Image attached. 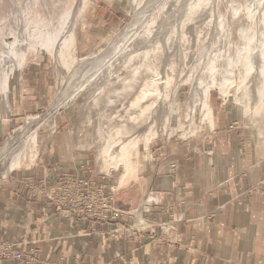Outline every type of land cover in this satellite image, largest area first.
Segmentation results:
<instances>
[{"label":"crops","instance_id":"1","mask_svg":"<svg viewBox=\"0 0 264 264\" xmlns=\"http://www.w3.org/2000/svg\"><path fill=\"white\" fill-rule=\"evenodd\" d=\"M109 17L108 11L95 12L98 24ZM33 64L30 71L24 70L31 83L40 68ZM43 97L34 89L31 94L24 92L18 99L19 111L9 118L13 123L7 126L0 120V136L7 135L26 112L41 109ZM208 103L213 122L200 149L153 148L156 162L146 158L137 176L142 186L136 185L133 194L127 193L128 187L117 194L116 221H91L44 196L52 184L47 165L58 162L73 172L78 161H58L54 156L0 179V243H7L13 252L1 257L0 264L28 260L29 264H217L218 260L253 264L257 254L252 246L260 235L252 222L264 219V165L254 168L247 159L246 133L231 121L226 102L209 95ZM86 133L92 138L84 143H100L93 131ZM50 142H45L49 151ZM161 149L165 152L153 157ZM23 175L28 176V185L19 180ZM98 177L111 183L110 178ZM144 191L150 201L143 202ZM137 210L142 215L139 222L130 213ZM126 224L132 228L124 231ZM30 249H38L36 260Z\"/></svg>","mask_w":264,"mask_h":264},{"label":"bare ground","instance_id":"2","mask_svg":"<svg viewBox=\"0 0 264 264\" xmlns=\"http://www.w3.org/2000/svg\"><path fill=\"white\" fill-rule=\"evenodd\" d=\"M118 1L131 14V18L114 33L105 48L83 57H73L70 43H73L78 11L72 0H0V96H7L6 76L12 68L18 67L22 61V53L28 45H41L51 51L56 64L54 66L63 74L47 111L41 115L26 117L24 123L8 132L0 143V174L5 176L20 160L33 156L38 126L44 124L52 132L54 112L59 106L75 102L77 93L91 94L101 85H107L106 81L121 67H126L124 70L127 71H124L125 75L122 72L116 77L119 83H134L133 80L141 72V66H144L139 59L145 52H151L158 47L164 52L159 60L162 71L168 63L178 65L177 68L174 67L176 80L172 83L170 92L174 99H167V107L163 108L166 80L160 81L159 88L147 87L139 91V98L150 94L151 102H157L156 105L153 104L156 107L151 111L148 109L145 127L149 123L154 128L162 125L166 132L179 130L182 137L191 135L195 132V127L210 116L209 89L217 87L221 93L231 96L247 111L246 121L253 141L248 139L251 146L246 156L252 154L256 143L264 145V0ZM5 35L12 36V41L6 42L3 38ZM132 59L137 61L129 65ZM146 69L152 74V67ZM115 80L114 84L118 83ZM108 81L109 85L113 84ZM184 81L190 84V93L185 110L181 111L177 95L179 85ZM130 86H127L128 89ZM113 93L111 96L118 94L117 91L116 94ZM120 94L122 95L119 93V97H116L120 98ZM127 94L125 97L128 98L132 95L130 92V95ZM122 99L123 97L119 100ZM115 101L113 105L117 102ZM136 102L131 103L134 105ZM132 106L129 108L134 109ZM177 108L179 109L176 110ZM146 112H138L137 123L144 120ZM130 135L128 140H122L125 136L121 135V138L116 129L113 136L106 137L102 145H83L96 149L95 156L100 169L106 168L110 172L111 169L123 165L120 175L122 178L132 163L131 153L126 148V143H135ZM89 136L92 137L90 134ZM150 139L151 134L145 131V149L149 146ZM150 198L148 196L146 200ZM136 218L142 219L139 210ZM217 264L224 262L218 260Z\"/></svg>","mask_w":264,"mask_h":264},{"label":"rangeland","instance_id":"3","mask_svg":"<svg viewBox=\"0 0 264 264\" xmlns=\"http://www.w3.org/2000/svg\"><path fill=\"white\" fill-rule=\"evenodd\" d=\"M5 1L6 0H2V2ZM72 2L77 7L78 11L76 16L77 22L75 21L76 28L74 27L73 43H70L71 55L73 57H83L87 54L99 51L98 49L101 50L105 48L114 33L118 31L121 26L124 25V22L131 18V14L127 12L125 8L121 7L118 0H72ZM96 11H108L110 17L108 18V20L102 22L101 24H98L96 22L97 19H95ZM3 38L6 42H11L13 39V37L9 35H5L3 36ZM26 48L22 53V61L20 62L18 67L12 68L10 73L6 76L8 91L6 97L2 98L0 96V120L4 121L5 125L7 126L10 123H13L9 121V118L12 117L14 113H17L19 111L21 106L18 101L20 100V97L24 92L25 94H31L34 89L35 93L39 92V95L44 96L43 99L45 100V104H43L41 109H38L37 111L26 112L25 115H22L23 118L17 119L16 124H13V128H11V131H13L19 125L23 124L26 117L30 115H41L47 111L48 107L53 101L56 89L63 78V74L60 73V70L57 69L58 67L54 66L56 64L54 62V55L51 51H48L45 47L41 45H28L26 46ZM163 53L164 52L162 51L161 47H158L153 51L151 50V52L147 51L144 53L143 57L139 59L140 61H142V65H144L141 66L143 72L140 68L141 72L139 71V77L136 75V80H133L134 83L132 82L129 84L127 82L124 84V81H121L122 84L119 83V80L116 77H119L121 75L120 73L122 72L125 75L126 72L124 71H127L124 70L126 69V67H124L123 69L121 67L119 70H117L116 74L114 73L112 77L108 79L113 82V84H111L110 82L113 87L109 85V81L107 80V85L104 83L105 85H101V87L97 89L93 94L76 95L75 102L64 105L63 107L59 106L54 112V129L52 130V132L44 124H40L38 126L36 130V146L33 156L26 157V159L20 160L19 164L15 166L11 170V172L7 173L5 176L0 174V179H2L3 177H10V175H14V173L20 171L21 169L23 170L34 168L40 165V163L48 162L49 158H53L54 156H56L59 157L58 161H78L80 164H83L89 172L93 174H99V176H105L106 178H110V184H112L115 188L116 199L119 196L117 194H119L121 190L128 187L127 193L132 192L133 194V189L136 185L140 187L142 186L137 176L141 172V169L144 167V160L146 158L150 159L152 163L156 162V160L152 159L151 157V150L153 148L162 147L163 145H169L175 146L177 147V149L180 150H184V148L200 149L203 140L207 137V135H209V130L212 126L211 123L213 122V119L212 122L210 120L211 111L210 116H208L207 119H203L198 124V126L195 127V132L187 136L189 138L182 137L181 131L179 130H170L166 132L165 127L162 125L160 127L154 128L149 123V125L145 127L147 124L146 119H148V111H151L153 107H156L153 104H157V102H151L150 99L152 97H150V94H147L149 97L145 95L143 98H139V91L145 90L147 87L159 88L160 81L166 80V84L164 85L166 99L164 101L163 108L165 109L167 107V99L171 101L174 99V97L172 96L173 94L171 95L170 92L172 88L171 86H173L172 83H174L176 80V77H174V69L177 68L178 65L176 64L175 66V64L168 63V65H166L164 68L165 70L162 71L160 63L161 61L159 60H161V56L163 55ZM136 61V59L133 61L130 60L129 65L135 64ZM158 61L160 64L158 63ZM34 62L38 63L40 68L38 69V71H34V76L31 78L32 80H34V83H31L29 80L30 76H27L28 78H25L24 70L26 69L27 71H30L28 69H31L32 65H34ZM156 63L158 64V66H156ZM147 67H152V74L151 72L147 71ZM156 67L159 68L157 69ZM144 72L149 73L146 74ZM150 75H154V77L151 78ZM113 77L116 78V80ZM114 80L118 81V83L115 82L114 84ZM132 84H135V88ZM128 85H131L133 89L131 88V86V89H128ZM112 89L115 91H113ZM116 91L118 94H116ZM113 92H115L116 95L111 96V94H114ZM129 92L132 95H135L132 96L129 94ZM119 93H122L123 96L120 94V98L123 97L124 100H119ZM125 93H128L131 96H129L130 99L128 98V96H126V99ZM189 93L190 84L185 81L180 83L177 95V102L181 111L185 110ZM117 95L118 97H116ZM209 95H218L220 101L226 102V104L228 105V109L232 111L233 116L231 118V121L236 122L234 125H237L241 129H243V132L246 133L244 141V152L246 155L248 148L251 146L250 142L253 141L251 129L249 128L248 122L246 121L247 111L242 105H239L235 100H233L231 96H226L221 93L217 87H211L209 89ZM111 97L112 99L114 97L117 99L114 98L112 101ZM132 97L135 98L133 99ZM137 97L139 99H136ZM115 100L117 102L119 101L120 103H117ZM114 101L116 102L114 104L115 106L113 105ZM133 101H137L138 103L136 102L133 105ZM129 103L130 105H128ZM130 106H132L134 109L129 108ZM140 108L142 111L147 112L145 114L146 117H144V120H141V123L139 124V122L137 123V114L139 111H141L139 110ZM179 108H177L176 110H178ZM89 123H92L93 125L95 124L96 127H90L85 125ZM140 126L142 128L145 127L147 130H145V128L142 129ZM140 128L142 129L141 132L139 131L141 130ZM116 129H118V134H120V136H125L123 138L121 136L122 140H124V138L128 140L130 134H134L132 135V137L130 135V139L135 140V143L131 144L128 142L126 143L127 146L125 145L127 150L131 153L130 158L132 160V163L130 169L123 175L122 178L120 177V175L123 171L122 169L124 168L123 165H119L116 169H111L110 172H107L108 169L106 168L100 169L97 162V156H95L97 154L96 149H94L93 147H88V149L85 145H83V140H87L88 138H90L86 133L87 131H93L95 133V139L100 141V143L98 142V145H102L103 141L113 136ZM145 131L151 134L149 146L146 149L144 147ZM6 136L7 135H4L2 137L0 136V143L4 140ZM138 137L141 138V140H139ZM248 139L250 140L249 143ZM47 140L51 141L48 145V147H50V151L47 149V145L45 143ZM254 148L255 149H252V154L248 155L247 159L253 165L254 168H257V166L260 165V163L262 162L264 165V145L261 146L256 143ZM160 151L165 152L164 149L156 150V155H153V157H157V153H159ZM171 151L175 152L174 149H171ZM54 152H56V154H54ZM163 156L165 155L162 153L161 158ZM148 196V192L144 191L143 202L150 201L146 200ZM130 213L133 215L137 222L141 220H137L136 212L131 211ZM256 220L259 221H253L252 224L255 227L254 229L256 231L257 237L258 235H260V239H256L254 241L255 245L252 246V248L255 249L254 253L257 254L254 256L252 263L263 264L264 219L262 218ZM134 227L140 226L135 225ZM257 243L259 244V246H256ZM223 262L224 264H240L231 263L227 261Z\"/></svg>","mask_w":264,"mask_h":264},{"label":"built area","instance_id":"4","mask_svg":"<svg viewBox=\"0 0 264 264\" xmlns=\"http://www.w3.org/2000/svg\"><path fill=\"white\" fill-rule=\"evenodd\" d=\"M47 170L52 179V184L44 194L47 200L69 206L78 214L100 224L116 221L120 216L115 205V188L107 181H99V174L89 172L83 164H79L75 171L70 172L62 169L58 162L47 165ZM19 180L26 185L30 183L25 175L19 177ZM131 228L130 224H126L124 231ZM114 230L117 231V227ZM30 250V257L36 260L38 249ZM11 255L13 252L9 250V245L0 243V258ZM36 263L39 262H34ZM26 264H29V260Z\"/></svg>","mask_w":264,"mask_h":264}]
</instances>
